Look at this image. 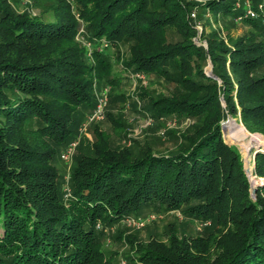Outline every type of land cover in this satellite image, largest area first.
I'll return each instance as SVG.
<instances>
[{"label": "trees", "instance_id": "trees-1", "mask_svg": "<svg viewBox=\"0 0 264 264\" xmlns=\"http://www.w3.org/2000/svg\"><path fill=\"white\" fill-rule=\"evenodd\" d=\"M76 3L75 12L56 0L32 14L0 0V264H112L105 229L150 207L180 209L213 228L195 237L173 231L166 241L119 234L133 264H264V183L253 196L241 150L222 128L239 117L264 135V0H249L253 16L239 0ZM198 9L241 17L250 30L226 38L203 30L206 45L198 44ZM124 41L132 42L127 57ZM108 44L124 69L183 89L151 99L154 116L198 122L176 150L141 156L98 131L93 154L77 158L68 194L54 161L95 108L97 85L114 83ZM254 173L264 178L263 150Z\"/></svg>", "mask_w": 264, "mask_h": 264}, {"label": "rangeland", "instance_id": "rangeland-1", "mask_svg": "<svg viewBox=\"0 0 264 264\" xmlns=\"http://www.w3.org/2000/svg\"><path fill=\"white\" fill-rule=\"evenodd\" d=\"M17 11H28L32 14H40L45 5L55 3L56 0H42V7L36 4L35 0H11ZM205 1V0H197ZM73 11H76V0H68ZM244 5V10L251 9L249 0H239L237 7ZM262 7V8H261ZM260 8L264 11V6ZM44 17L52 20V11H44ZM197 18L196 27L198 36L195 38L198 44L206 45L205 41L200 40V35L204 31L207 33L212 30H220L223 36H239L250 30V26L241 18L232 15L220 14L218 17L209 11L201 9L195 10ZM83 29V27H81ZM82 36V35H81ZM77 39L82 45L89 48L91 45L86 36H78ZM105 43V41H102ZM131 41H124L121 45V54L127 57ZM106 53L110 56L114 66V83L97 85L96 91L109 88L108 101L104 106L103 116L92 122H86L84 118L78 135L77 146L69 159L61 156L62 149L54 161L60 173L61 188L66 191L70 174L76 164L77 158L85 153L93 154L92 143L97 140V132L101 131L108 138L113 148L128 147L136 156H141L144 151L152 150L155 153H169L177 149L178 144L183 141V134L193 135L197 120L192 117H179L177 115H167L156 117L150 110L151 99L170 97L172 94L179 93L183 89L176 83L166 80L164 77L155 74H146L126 70L121 66L118 52L111 44L103 46ZM89 60V59H88ZM210 63L206 67L207 73L211 70ZM97 101V100H96ZM224 103V102H223ZM242 128L248 138H254V142L244 139H236L228 133L227 124L233 121ZM222 123L226 128L224 137L230 144H236L242 153L244 167L249 168L247 174L252 186L264 183V178L257 177L254 173V157L259 150L264 151V135L260 132L247 130L239 117L228 116ZM250 136V137H249ZM259 137V138H258ZM261 141V142H260ZM62 150V151H61ZM154 212L157 217L138 226L128 218L122 219L114 226L105 229L102 237V249L107 257L112 256V264H133L129 257L133 256L129 244L123 239H119V234L134 236L138 240L148 242L151 238L166 241L175 231L179 235L198 236L206 234L212 225L209 222L186 215L183 210H166L156 208H145L141 215ZM132 217L136 215H131Z\"/></svg>", "mask_w": 264, "mask_h": 264}, {"label": "built area", "instance_id": "built-area-1", "mask_svg": "<svg viewBox=\"0 0 264 264\" xmlns=\"http://www.w3.org/2000/svg\"><path fill=\"white\" fill-rule=\"evenodd\" d=\"M238 4V3H237ZM247 14L250 15H254V12L252 11V9H248ZM193 16H195V12L192 13ZM81 31H83V29H81ZM90 42V41H89ZM90 47L88 48V52H89V56H91V51H92V43H90ZM105 45H107V43L105 42ZM108 92H109V88H104L99 92H96L97 98H96V106L95 108L87 115L86 118V122H92L94 120H98L103 116V111H104V106L106 105L107 101H108ZM78 141L77 140H73L71 141L68 145H66V147H64L61 156L64 159H69L71 157V155L73 154L74 150L76 149ZM66 191L69 194L70 188L68 186H66ZM157 217V214L154 212L148 213L145 216H129L128 220L132 221L133 223H135L138 226H144L145 223L151 219H154ZM98 227H100V225H98Z\"/></svg>", "mask_w": 264, "mask_h": 264}, {"label": "bare ground", "instance_id": "bare-ground-1", "mask_svg": "<svg viewBox=\"0 0 264 264\" xmlns=\"http://www.w3.org/2000/svg\"><path fill=\"white\" fill-rule=\"evenodd\" d=\"M227 130H228V133L233 136L234 138L236 139H244V140H247L249 142H254V138L255 137H252V138H248V134L246 135L243 131H242V128L237 125L234 120L233 121H229L228 124H227ZM250 137V136H249ZM261 142V141H260ZM264 143V142H263Z\"/></svg>", "mask_w": 264, "mask_h": 264}, {"label": "water", "instance_id": "water-1", "mask_svg": "<svg viewBox=\"0 0 264 264\" xmlns=\"http://www.w3.org/2000/svg\"><path fill=\"white\" fill-rule=\"evenodd\" d=\"M210 66H211V68H212V64H211V63H210ZM211 70H212V69H211ZM208 74L211 75L212 72L210 71ZM222 128H223V131H224V134H225V133H226V128H225V126H224V123H222ZM259 151H261V150H259ZM245 171L248 173V172H249V168H246V167H245ZM255 193H256V187L252 186L251 194H252L253 196H255Z\"/></svg>", "mask_w": 264, "mask_h": 264}]
</instances>
